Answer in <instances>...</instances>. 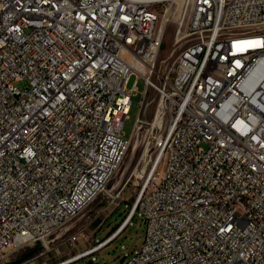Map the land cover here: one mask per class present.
Listing matches in <instances>:
<instances>
[{"label": "built area", "instance_id": "built-area-1", "mask_svg": "<svg viewBox=\"0 0 264 264\" xmlns=\"http://www.w3.org/2000/svg\"><path fill=\"white\" fill-rule=\"evenodd\" d=\"M139 77L158 102L133 133H158L157 162L125 264H264V0H0V264H71L116 236L67 231L123 199L108 185Z\"/></svg>", "mask_w": 264, "mask_h": 264}, {"label": "rangeland", "instance_id": "rangeland-1", "mask_svg": "<svg viewBox=\"0 0 264 264\" xmlns=\"http://www.w3.org/2000/svg\"><path fill=\"white\" fill-rule=\"evenodd\" d=\"M173 30L174 25L169 24L160 54L161 58L166 57L174 48L172 43ZM176 55L177 50L174 52L173 57L175 58ZM135 79V75L130 77L127 88L132 87ZM14 85L23 89V83L21 82H14ZM136 86L138 92L131 98L132 103L130 111L122 125V133L127 138L132 136L135 119L139 113L140 101L142 98H144V103L149 102L145 116V119L149 121L153 119L158 102V98H155V92L151 89H148L144 97H142L144 85L141 77H139ZM157 136L158 133H152V135H150L149 132L146 133L145 130H142V134L137 140L135 136L133 137L123 162L108 185V190L112 187H121L125 185L122 195L123 199L119 206L115 207L109 204L110 199L107 193L99 195L95 201L90 203L75 219H73L69 224L70 228L67 233L77 231L79 228H85L90 239L94 244H97L104 240L117 225H119L118 228L110 236L119 232L120 227H122L126 220L125 218L129 216L131 211V213H133V211L135 212L137 209L135 218L99 251L71 264H125L129 256L140 250L145 238V228L138 211V206L135 202L146 176L156 161L157 149L154 143ZM88 248V243H80L73 251H70V254L78 253ZM24 255L23 253H18L16 258L20 259ZM67 256L68 255L64 253L58 260L64 259ZM54 262L56 261H53L52 264H54Z\"/></svg>", "mask_w": 264, "mask_h": 264}, {"label": "bare ground", "instance_id": "bare-ground-1", "mask_svg": "<svg viewBox=\"0 0 264 264\" xmlns=\"http://www.w3.org/2000/svg\"><path fill=\"white\" fill-rule=\"evenodd\" d=\"M243 33H244V24H237V26H234V27H233V25H226V36H228V37H241V36H243ZM182 112H189V104H182ZM155 121L156 122L158 121V117L156 118ZM134 136H135V133H132V136L129 138L125 137V140H132ZM138 197H139V200H146V189H141ZM129 217H131V214L129 215ZM127 220L128 219H126V221L124 222L122 227H120L119 231H121L123 229V227L126 225ZM116 233H118V232H116ZM116 233H114V234H116Z\"/></svg>", "mask_w": 264, "mask_h": 264}, {"label": "trees", "instance_id": "trees-1", "mask_svg": "<svg viewBox=\"0 0 264 264\" xmlns=\"http://www.w3.org/2000/svg\"><path fill=\"white\" fill-rule=\"evenodd\" d=\"M137 213V209L135 210V212L133 213V215L131 216V218L129 219V222L128 223H126V225L123 227V229H125L126 228V226L130 223V221L131 220H133L134 218H135V214ZM118 226L119 225H117L116 227H114L113 228V230L104 238V239H106V238H108L113 232H115V230L118 228ZM122 229V230H123Z\"/></svg>", "mask_w": 264, "mask_h": 264}, {"label": "water", "instance_id": "water-1", "mask_svg": "<svg viewBox=\"0 0 264 264\" xmlns=\"http://www.w3.org/2000/svg\"><path fill=\"white\" fill-rule=\"evenodd\" d=\"M133 213H134V211H133ZM133 213L131 214V216L133 215ZM119 232H120V231H119ZM119 232H118V233H119ZM118 233H116V235H117Z\"/></svg>", "mask_w": 264, "mask_h": 264}]
</instances>
